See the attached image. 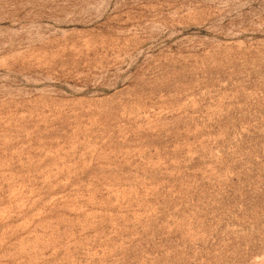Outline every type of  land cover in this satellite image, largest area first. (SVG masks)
<instances>
[{"label": "rangeland", "instance_id": "1", "mask_svg": "<svg viewBox=\"0 0 264 264\" xmlns=\"http://www.w3.org/2000/svg\"><path fill=\"white\" fill-rule=\"evenodd\" d=\"M0 264H264V0H0Z\"/></svg>", "mask_w": 264, "mask_h": 264}]
</instances>
